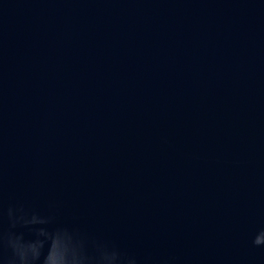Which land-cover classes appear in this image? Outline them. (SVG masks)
I'll return each mask as SVG.
<instances>
[{"label": "water", "instance_id": "1", "mask_svg": "<svg viewBox=\"0 0 264 264\" xmlns=\"http://www.w3.org/2000/svg\"><path fill=\"white\" fill-rule=\"evenodd\" d=\"M0 264H264V0H0Z\"/></svg>", "mask_w": 264, "mask_h": 264}]
</instances>
